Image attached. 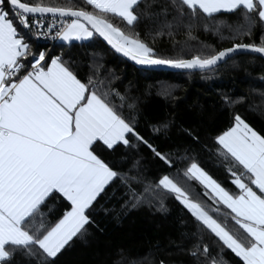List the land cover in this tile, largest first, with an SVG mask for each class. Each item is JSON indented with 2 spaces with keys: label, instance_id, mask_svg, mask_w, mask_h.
<instances>
[{
  "label": "snow or ice",
  "instance_id": "6c2138e0",
  "mask_svg": "<svg viewBox=\"0 0 264 264\" xmlns=\"http://www.w3.org/2000/svg\"><path fill=\"white\" fill-rule=\"evenodd\" d=\"M198 24L234 42L216 50L192 35ZM181 29L188 38L173 57L146 39ZM254 33L258 43L243 42ZM41 39L62 48L102 39L138 66L210 73L237 54L264 58V0H0V264H56L93 234L99 210L116 218L141 207L167 213L170 202L181 209L177 250L194 264H230L225 250L236 264H264V132L231 111L210 144L181 129L192 144L165 150L153 140L171 122L147 125L146 137L139 98L121 91L114 74L90 62L81 76L85 65L63 52L34 49ZM221 99L229 109L247 102ZM117 149L118 160L104 155ZM206 164L223 169L224 180Z\"/></svg>",
  "mask_w": 264,
  "mask_h": 264
},
{
  "label": "trees",
  "instance_id": "16d2710c",
  "mask_svg": "<svg viewBox=\"0 0 264 264\" xmlns=\"http://www.w3.org/2000/svg\"><path fill=\"white\" fill-rule=\"evenodd\" d=\"M72 2L79 3L81 0ZM221 19L231 22L229 17ZM147 23L149 22L139 26L142 35ZM192 35L216 50L230 47L234 42L220 41L211 32H205L202 24L193 29ZM187 38L183 29L171 37H157L155 41L150 36L146 37L157 53L166 57L176 56ZM253 41L259 42L255 33L251 40L245 38L243 42ZM32 43L34 49H51L55 54L63 52L65 59L72 58L85 65L81 69V76L86 74L88 63H102L106 70L117 77L115 83L121 91L127 89L139 98L140 123L146 137L150 135L147 125L161 121L171 122L167 135L153 140L158 147L166 146L165 150L174 145L192 144L191 139L181 129L191 130L199 135L202 142L210 144V138L228 126L231 111L239 112L254 128L264 132V58L259 55L237 54L215 72H175L136 67L114 53L101 39L73 42L71 46L63 48L60 47L61 42L53 47L40 40ZM191 43L194 44L195 41ZM165 92L170 95L165 96ZM224 95L244 96L247 102L229 109L222 103L221 98ZM122 151L123 149H117L115 154L105 152L104 155L118 160ZM142 155L146 157L145 165L150 172H157L158 165L152 160L151 154L145 152ZM205 167L210 169L214 177L224 180L226 173L223 169L210 164ZM101 203L109 209L115 205L119 210L117 201ZM180 215L181 209L171 202L167 213L141 207L130 210L127 214L121 213L119 218H116L115 213L109 214L101 209L96 215L97 227L93 229V234L86 240L77 241L59 257L56 264H159L160 260H164L165 264H194L190 256L178 251L176 247ZM223 256L230 264H236L238 259L228 250H225ZM16 264L24 262L17 257Z\"/></svg>",
  "mask_w": 264,
  "mask_h": 264
},
{
  "label": "water",
  "instance_id": "95a60500",
  "mask_svg": "<svg viewBox=\"0 0 264 264\" xmlns=\"http://www.w3.org/2000/svg\"><path fill=\"white\" fill-rule=\"evenodd\" d=\"M102 40V39H101ZM106 44V42H104ZM109 47V46H108ZM120 55V54H119ZM255 55H258V54H255ZM121 56V55H120ZM127 59V58H125ZM128 60V59H127ZM130 63H132L133 65L134 62L128 60ZM136 67H139V68H142V69H152V70H164V71H175V72H181L180 70H175V69H170V68H167V67H144V66H138V65H135Z\"/></svg>",
  "mask_w": 264,
  "mask_h": 264
},
{
  "label": "built area",
  "instance_id": "2783aa9c",
  "mask_svg": "<svg viewBox=\"0 0 264 264\" xmlns=\"http://www.w3.org/2000/svg\"><path fill=\"white\" fill-rule=\"evenodd\" d=\"M40 41H41L42 43L49 44V45H51L52 47H53L54 45H56L58 42H60V41H55V42H53V41L44 40V39H41Z\"/></svg>",
  "mask_w": 264,
  "mask_h": 264
}]
</instances>
